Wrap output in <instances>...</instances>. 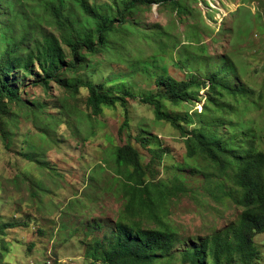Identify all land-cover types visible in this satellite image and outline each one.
<instances>
[{
	"label": "rangeland",
	"instance_id": "374dc122",
	"mask_svg": "<svg viewBox=\"0 0 264 264\" xmlns=\"http://www.w3.org/2000/svg\"><path fill=\"white\" fill-rule=\"evenodd\" d=\"M90 1L108 5L113 13L119 0ZM29 5L32 18L42 14L37 3ZM187 7L182 16L170 5L144 7L133 17L139 30L129 31L123 60L120 52L104 50L88 57L77 75L67 77L135 95L127 100L130 124L122 136L121 106L93 116L86 89L72 97L51 83L46 92L37 68L33 75L18 70L10 77L25 103L0 112V223L21 225L0 236V264H94L85 256L87 245L96 236L107 237L125 203L118 192L112 152L128 142V135L142 165L156 179L180 176L194 191L173 200L170 221L179 239L174 252L155 264H187L181 260L183 251L238 221L243 208L222 195L210 173L189 169L185 139L170 124L156 121L154 108L140 98L164 91L155 84L160 75L182 80L193 72L207 80L224 60L238 69L248 87L262 91L264 0H191ZM5 11L0 4V58L11 43L1 33ZM42 32L59 35L49 22ZM16 33L20 35L19 29ZM199 96L200 101L178 106L163 101L164 111L192 119L191 124L183 123L192 131L208 102L206 89ZM144 129L157 156L135 141ZM256 243L260 254L255 264H264V233L257 235Z\"/></svg>",
	"mask_w": 264,
	"mask_h": 264
},
{
	"label": "trees",
	"instance_id": "16d2710c",
	"mask_svg": "<svg viewBox=\"0 0 264 264\" xmlns=\"http://www.w3.org/2000/svg\"><path fill=\"white\" fill-rule=\"evenodd\" d=\"M30 1L42 10L36 18L27 11ZM189 1L119 0L114 2L115 11L111 13L108 5L90 0H0L6 9L1 33L11 40L0 58V112L25 103L18 89L10 85L14 72L33 75L37 68L39 84L46 92L51 83L72 97L86 89V104L93 116L102 115L105 108L121 106L122 136L130 124L127 100L135 95L114 92L105 83L78 77L70 81L67 77L77 75L88 57L104 50L120 52L123 60L129 31L139 30V22L133 17L144 7L170 5L182 16L188 13ZM45 22L53 24L59 35L42 32ZM187 76L182 80L158 76L155 84L164 91L140 100L154 108L156 121L170 124L185 139L189 169L210 173L222 195L243 210L237 222L183 251L181 260L187 264H232L236 260L238 264H255L260 254L256 237L264 233V89L256 93L248 87L242 74L227 60L209 73L207 80L193 72ZM205 89L208 102L198 113L200 124L192 131L183 125L191 124L192 119L164 111L163 101L174 106L200 101L199 93ZM62 106L68 107L66 101ZM149 134L144 129L135 141L157 156L146 138ZM132 139L128 135V142L112 152V168L120 182L118 192L125 203L107 237L96 236L87 245L85 256L94 264H155L159 257L172 254L179 239L170 221L173 200L194 194L180 176L161 181L149 173ZM19 225L12 221L0 223V236Z\"/></svg>",
	"mask_w": 264,
	"mask_h": 264
},
{
	"label": "bare ground",
	"instance_id": "6f19581e",
	"mask_svg": "<svg viewBox=\"0 0 264 264\" xmlns=\"http://www.w3.org/2000/svg\"><path fill=\"white\" fill-rule=\"evenodd\" d=\"M217 229V228H216Z\"/></svg>",
	"mask_w": 264,
	"mask_h": 264
}]
</instances>
